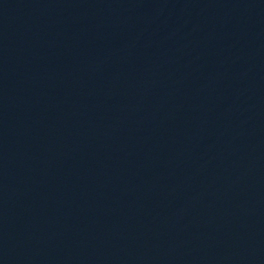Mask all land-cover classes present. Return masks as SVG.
<instances>
[{
	"label": "water",
	"instance_id": "water-1",
	"mask_svg": "<svg viewBox=\"0 0 264 264\" xmlns=\"http://www.w3.org/2000/svg\"><path fill=\"white\" fill-rule=\"evenodd\" d=\"M0 264H264V0H0Z\"/></svg>",
	"mask_w": 264,
	"mask_h": 264
}]
</instances>
